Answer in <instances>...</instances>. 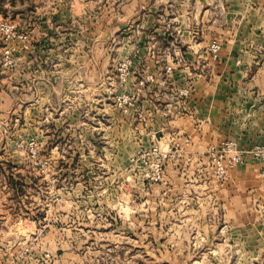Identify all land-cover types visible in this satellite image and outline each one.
<instances>
[{"label": "rangeland", "instance_id": "1", "mask_svg": "<svg viewBox=\"0 0 264 264\" xmlns=\"http://www.w3.org/2000/svg\"><path fill=\"white\" fill-rule=\"evenodd\" d=\"M131 1L0 0V264H264V58L212 81L206 146L168 143L137 28L101 27Z\"/></svg>", "mask_w": 264, "mask_h": 264}, {"label": "crops", "instance_id": "2", "mask_svg": "<svg viewBox=\"0 0 264 264\" xmlns=\"http://www.w3.org/2000/svg\"><path fill=\"white\" fill-rule=\"evenodd\" d=\"M142 1L145 2L143 5ZM131 2L123 5L122 16L123 19L127 16L129 18L131 10L132 20L129 18L128 22L121 23L116 30L109 22L101 27L106 33L121 30L124 32L131 21L129 30L137 28L139 39L132 44L124 43L122 49L129 50V53L137 52L140 58L139 65L145 74L144 80L152 82L149 85L153 88H144L141 93L144 98L143 105L148 101L147 98L152 97L155 98L158 112L166 108L173 111V119L166 126L174 128L177 137L172 136L167 142L180 141L179 139H184V135L188 134L191 137L192 148L199 150L210 141L209 116L211 107L216 102L211 101V97L218 93L216 89L210 90L212 81L240 77L241 74L237 72H227L226 67L232 65L239 68L243 64H252L257 59L259 61L264 58V0ZM130 6L133 9H130ZM106 8L108 13H113L110 11L114 10L112 4H107ZM212 30H215V33H211ZM214 36L218 37L223 45L218 61L213 60L207 49ZM206 65L217 66L219 72L214 73L211 78H208L207 74L199 73L198 70L202 71L199 68ZM169 66L173 69L168 70ZM258 75H251V79L258 80ZM187 82L192 87V93L181 107L177 101L175 86ZM180 108L187 112L181 113ZM259 224L250 220L247 225ZM236 225L242 226V222Z\"/></svg>", "mask_w": 264, "mask_h": 264}, {"label": "built area", "instance_id": "3", "mask_svg": "<svg viewBox=\"0 0 264 264\" xmlns=\"http://www.w3.org/2000/svg\"><path fill=\"white\" fill-rule=\"evenodd\" d=\"M210 51L212 52V56L214 58H217L221 49V44L219 42H213L210 47H209ZM254 154L256 156H259L260 154H262L261 150L258 149L254 152Z\"/></svg>", "mask_w": 264, "mask_h": 264}]
</instances>
